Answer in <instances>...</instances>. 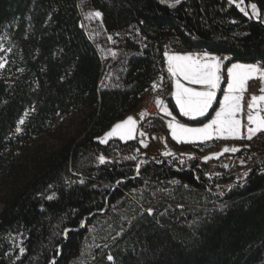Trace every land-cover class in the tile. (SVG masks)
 Returning <instances> with one entry per match:
<instances>
[{"label": "trees", "instance_id": "1", "mask_svg": "<svg viewBox=\"0 0 264 264\" xmlns=\"http://www.w3.org/2000/svg\"><path fill=\"white\" fill-rule=\"evenodd\" d=\"M87 6L102 15L85 29ZM110 37L117 49L101 84ZM3 39L23 72L14 83L0 79V169H14V136L30 108L27 136L58 114L87 115L83 131L3 201L0 264H264V161L221 192L210 163L147 157L140 165L137 141H99L142 106L167 52L264 66L262 27L227 0H0V53ZM168 102L192 126L214 112L185 119ZM149 125L141 123L152 134Z\"/></svg>", "mask_w": 264, "mask_h": 264}, {"label": "rangeland", "instance_id": "2", "mask_svg": "<svg viewBox=\"0 0 264 264\" xmlns=\"http://www.w3.org/2000/svg\"><path fill=\"white\" fill-rule=\"evenodd\" d=\"M167 1V0H166ZM169 4H174L176 1H167ZM229 2V1H228ZM231 5L232 3L229 2ZM95 11L91 10L88 6L86 8V14L83 16V27H93L96 25L100 17L93 15ZM110 55L107 58L108 65L105 67L101 84L105 83L109 75V62L112 59V55L115 54L117 49L115 37H110L109 42ZM227 62L221 65L220 76L221 82L218 89L216 90V97L212 107L208 110L207 114L199 119L207 117L212 110H215L212 119H215V114L224 105V94L227 92V85L230 82L228 76V70L226 69ZM239 63V62H238ZM0 64L4 67L0 68V79L6 80L9 83L18 81L23 72V60L20 54L9 44L6 39L2 40V49L0 53ZM233 64V63H232ZM231 64V65H232ZM182 78V77H181ZM179 82L185 87L193 88L197 91H203L204 88L199 84H192L185 78L179 80ZM224 86V87H223ZM247 100V101H246ZM243 101L247 102V106L252 105L251 97H242ZM175 104V103H174ZM179 113V106L175 104ZM172 113V117H175V121L181 123L180 119L171 111L168 101L162 107ZM249 113L255 118L258 115H264V103L257 102L252 107H249ZM36 107H32L25 112L20 119L23 120V124L18 123L14 138L17 139L15 149L11 152V162L13 168L10 171H4L0 169V213L3 211L5 205L3 201L7 199L12 191L19 187L24 181L30 178L40 166V164L54 151H56L62 143L78 136L84 129V120L87 115V111H76L68 114H58L55 119L48 124L46 130L42 133H31L26 135L25 128L29 119L35 114ZM180 115L186 119L188 117ZM132 117V113L129 114L122 120L115 122L109 129H107L99 138V141L106 138V134L117 124ZM191 119V118H190ZM210 119L206 123H210ZM136 121V120H135ZM160 122V120H159ZM171 122L167 119L163 120L164 130L153 131V133H147L140 123L136 121L134 135L131 138L126 137L124 140L119 139L118 136L109 137L105 143H108L111 139H118L122 142H128L131 140L137 141L140 144V150L136 154V160L139 163L144 162L147 157L158 156L160 159H176L181 165H190V161L197 160L200 164L210 163L207 169L208 178L213 181L214 187L218 191H224L235 183L244 182L250 174L251 169L254 165L260 164L264 161V132H257L253 134V138L249 141L243 142L242 140L248 139L243 135L241 139L238 138H220L221 134L218 129L214 132L212 139L204 142H183V144L190 145L194 149L192 152L183 151L182 146H174L170 144L167 130L170 131L169 124ZM204 123V124H206ZM173 126L175 122L172 123ZM185 125V124H184ZM188 126V125H186ZM204 125L188 126L193 128L203 127ZM255 127V125H252ZM143 133L144 135H141ZM151 134V135H150ZM154 134V135H153ZM227 136V133L223 134ZM20 138V140H18ZM155 138V141L153 139ZM143 141V144L141 143ZM181 145V143H178ZM146 145V146H145ZM225 148L232 149L236 148L238 151L224 152ZM150 155V156H149ZM206 157H212L205 159ZM100 161V159H99ZM106 160H104L105 162ZM103 162V163H104ZM101 163V161H100ZM230 181V182H228ZM50 194L49 197H52ZM148 211L145 210V212Z\"/></svg>", "mask_w": 264, "mask_h": 264}, {"label": "snow or ice", "instance_id": "3", "mask_svg": "<svg viewBox=\"0 0 264 264\" xmlns=\"http://www.w3.org/2000/svg\"><path fill=\"white\" fill-rule=\"evenodd\" d=\"M179 0H177V3ZM235 2V0H233ZM245 0H239V3L243 5ZM252 10L255 12L257 5L255 3L251 4ZM241 11L245 15H249L243 7ZM93 15L100 17L102 14L100 12H94ZM167 55V54H166ZM168 72L172 76L182 75L187 81L192 84L201 85L204 90L197 91L190 87H185L179 80L176 83V93L175 100L176 104L179 106L180 113L192 119L197 117H203L207 114L208 110L212 107L213 102L216 97V90L221 82L220 70L221 62L220 58L212 56L208 53L203 55H168ZM4 65L0 64V68ZM261 72L256 65L252 64H232L231 68L228 69V76L230 77V82L227 85V92L224 94V105L215 114V119H212L210 123L204 124L203 127L193 128L188 127L178 121L175 122L173 126L172 123L169 124L171 129V134L173 139L178 142H204L210 140L214 136V132L218 129L221 134L220 138H243L241 136V120L239 119V114L242 111V93L246 91V82L252 78L253 73ZM156 86L153 85V88ZM261 91L264 92V86L261 87ZM252 107L257 102L264 103V95L251 96ZM158 105L162 104V101L157 100ZM168 116H172V113L166 108L164 109ZM264 111V109H261ZM175 121V117H172ZM248 139H252L254 133L264 132V115H258L255 118L251 113L248 114ZM23 120L20 121L23 124ZM136 121L129 117L127 120L117 123L111 131L106 134V138L101 140V143H105L106 139L113 136H118L119 139L124 140L126 137L131 138L134 135ZM255 125V127H252ZM19 131V129H17ZM227 133V136L223 134ZM141 135H144L141 133ZM143 144V141H141ZM146 146V145H145ZM224 152L232 151L236 152L238 149L225 148ZM212 157H206L205 159H210ZM105 158L100 157L101 163H103ZM151 209L148 210L151 214ZM109 260L113 258L108 257Z\"/></svg>", "mask_w": 264, "mask_h": 264}, {"label": "crops", "instance_id": "4", "mask_svg": "<svg viewBox=\"0 0 264 264\" xmlns=\"http://www.w3.org/2000/svg\"><path fill=\"white\" fill-rule=\"evenodd\" d=\"M204 53H207V52H195V53H173V52H167L165 54V68L167 69L168 71V55H173V54H178V55H196V54H200V55H203ZM210 54V53H208ZM212 56H216V57H219L220 58V62H221V65L223 66V64H225V60L226 61H229L231 58L229 56H218V55H214V54H210ZM238 63V62H236ZM232 64V63H231ZM231 64H228L227 62V67L226 69L228 70L229 68H231ZM234 64V63H233ZM239 64H244V63H239ZM245 65H248V64H245ZM252 65H256L259 69H261V72H258V73H253L252 74V78H250L247 82H246V91H244L241 95L242 97H251L252 95H256V96H260V95H264V92L261 91V87L264 86V66L260 63H257V64H252ZM169 78H170V96H169V99H171L175 104H176V100H175V93H176V83H177V80H183L184 77L182 75H178V76H172L169 72ZM182 77V78H181ZM224 87V86H223ZM247 101V100H246ZM246 101H243V105H242V111L241 113L239 114V119L241 120V124H242V127H241V136L245 135L246 137H248V131H247V128H248V120H247V117H248V114H249V104L247 106V102ZM169 103V102H168ZM242 104V103H241ZM215 112V110H214ZM214 112L213 114L211 115L210 119H212L213 115H214ZM132 116L135 117V120L138 121L141 125V123H143L148 115H147V111L145 109V107L143 106H140V108L138 110H136L135 112L132 113ZM200 117H197L195 119H190L188 117V119L190 120H199ZM164 119H167L169 120L171 123H174L176 121H173V119L168 116L164 109H163V113L159 116V120H160V123L163 125V120ZM186 119V118H185ZM209 119V120H210ZM208 120V121H209ZM206 121V122H208ZM182 124H185V125H188V126H192V125H189L187 123H184L182 121H180ZM205 122V123H206ZM204 125V124H203ZM164 126V125H163ZM165 127V126H164ZM154 135V134H153ZM167 135L169 137V142L170 144L174 145V146H183V145H186V144H183V142H178L177 140L173 139L172 137V134L170 133V131L167 130ZM255 138V137H254ZM238 139H241V138H238ZM252 139H253V136H252ZM251 139H244L242 140L243 142L245 141H249ZM153 141H155V138L153 139ZM178 143H181V145H179ZM140 145V144H139ZM190 146V145H189ZM141 147V146H140ZM150 156V155H149ZM158 156H150V158H157Z\"/></svg>", "mask_w": 264, "mask_h": 264}, {"label": "built area", "instance_id": "5", "mask_svg": "<svg viewBox=\"0 0 264 264\" xmlns=\"http://www.w3.org/2000/svg\"><path fill=\"white\" fill-rule=\"evenodd\" d=\"M153 85L156 87L153 88ZM170 96V78L165 64L159 66L158 71L152 81L151 87L146 91L143 97L142 106L147 111V119L150 120L149 129L153 131L164 130L163 125L159 122V116L163 113V106ZM162 101L161 105L156 103Z\"/></svg>", "mask_w": 264, "mask_h": 264}, {"label": "water", "instance_id": "6", "mask_svg": "<svg viewBox=\"0 0 264 264\" xmlns=\"http://www.w3.org/2000/svg\"><path fill=\"white\" fill-rule=\"evenodd\" d=\"M167 1H176V0H167ZM251 3H255L258 8H259V12H260V17L259 19H255L253 18L252 16V13L250 11V4ZM238 5L236 4H232L236 9L237 11L245 18L247 19L249 22L251 23H254V24H257L259 25L260 27H262L264 29V24L262 23V15H263V10L262 8L259 6L257 0H245L244 4L241 5L239 2L237 3ZM243 7L245 9V11H247L249 13V15H245L244 12L240 11L239 8Z\"/></svg>", "mask_w": 264, "mask_h": 264}, {"label": "bare ground", "instance_id": "7", "mask_svg": "<svg viewBox=\"0 0 264 264\" xmlns=\"http://www.w3.org/2000/svg\"><path fill=\"white\" fill-rule=\"evenodd\" d=\"M227 1H229V2H231L232 4H236V5H238L237 3L239 2V0H235V2H233V0H227ZM252 4V3H251ZM251 4H250V11H251V13H252V16H253V18H255V19H259V17H260V12H259V8H258V6H257V9L255 10V12L252 10V8H251ZM240 9V11H241V8H239ZM243 12V11H242ZM262 23L264 24V12H263V15H262ZM142 164H144V162H141L140 163V165H142Z\"/></svg>", "mask_w": 264, "mask_h": 264}]
</instances>
